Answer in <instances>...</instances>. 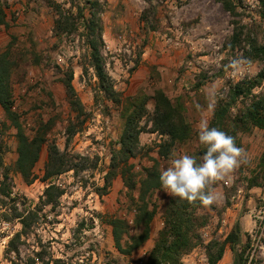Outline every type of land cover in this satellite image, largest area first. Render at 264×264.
<instances>
[{"label":"rangeland","instance_id":"obj_1","mask_svg":"<svg viewBox=\"0 0 264 264\" xmlns=\"http://www.w3.org/2000/svg\"><path fill=\"white\" fill-rule=\"evenodd\" d=\"M230 1L237 7L235 17L218 0H74L73 5L70 0H0L5 21L0 54L8 53L14 111L30 138L39 134L45 139L26 180L15 169L17 132L0 107V180L3 173L10 178L6 194H0V264H148L164 227V208L173 197L161 187L151 193L156 214L150 235L131 253L115 248L111 221H124L125 241L142 234L136 206L147 170L161 173L173 153L199 160L205 149L198 141L200 120L210 125L217 97L262 68L250 58L248 44H264L263 7L258 0ZM57 6L72 15L59 32ZM233 20L245 29L240 46L232 49ZM99 33L120 104L103 93L92 66L90 42ZM68 81L75 96L68 92ZM156 91L171 100L191 131L188 140L170 148L167 136L152 132ZM263 92L264 84L255 90ZM142 100L147 101L140 121L145 131L126 167L137 187L127 189L118 173L105 191L130 104ZM238 109L241 99L234 113ZM237 138L249 163L215 185L217 203L198 207L195 245L177 264H208V253H215L237 225L242 237L237 248L243 249L249 238L250 261L264 264V130L253 127ZM54 143L71 169L45 180L48 148ZM49 186L55 188L52 203L45 196ZM19 216H29L31 227L16 241L14 252L9 242L22 231ZM218 264H234L229 244Z\"/></svg>","mask_w":264,"mask_h":264},{"label":"trees","instance_id":"obj_2","mask_svg":"<svg viewBox=\"0 0 264 264\" xmlns=\"http://www.w3.org/2000/svg\"><path fill=\"white\" fill-rule=\"evenodd\" d=\"M72 5L74 0H70ZM222 3L224 9L235 17L237 7L230 0H218ZM263 7L262 18L264 19V0H258ZM98 5V2L92 3ZM58 19L56 21V31L63 30V24L67 23L72 15L65 12L60 6L56 7ZM0 10V25L5 21ZM95 17V16H93ZM234 31L231 38V48L240 46L244 37L245 27L240 22H232ZM100 43H102L101 34H98V39L91 40V59L92 66L99 80V85L106 97L115 104H120V94L115 90L112 80L106 72L104 61L100 52ZM249 56L252 60L262 64L259 73L251 78L238 81L235 84L228 86L227 92H222L221 96L217 97L213 117L210 127H218L229 135L236 138L237 146H240L237 135L238 133H248L253 127L264 130V92L255 93L257 88H261L264 84V44H260L257 40L249 42ZM68 92L75 96L74 88L70 81L66 83ZM242 100V109H238L234 113L235 106ZM73 105L79 108L82 112L80 102L74 100ZM146 100L140 103H131L133 107L126 114V127L118 142L119 148L114 151L111 158L110 172L106 176V184L104 190L108 188L111 180L120 173L124 185L127 189L134 191L137 184L129 176L127 164L135 157L139 145L140 136L144 133V129L140 126V121L146 115ZM0 107L3 109L8 121L16 130L17 138V160L15 169L26 180L32 177L33 168L37 163L42 146L45 143L44 136L37 134L30 138L20 123L19 115L14 111L13 95L11 86L10 64L8 61V53L0 54ZM81 107V108H80ZM152 132L158 133L161 136H167L169 139L168 148L176 142H185L190 136V127L185 122L184 116L171 103V100L162 92L156 91L154 96V115H153ZM204 149L198 157L202 156ZM163 154V152L161 153ZM70 160L67 155L63 154L58 146L54 143L48 148V161L45 167L44 179L48 180L54 176L61 175L70 168ZM4 168L3 153L0 147V170ZM0 194H6L7 183L10 180L8 173L1 174ZM161 187L160 172L156 169L147 170V176L140 183V193L136 208V223L141 226L143 232L140 236L132 239V242L125 241L126 224L124 221L115 219L111 221L112 233L114 238L115 248L123 254L131 253L138 249L150 235L151 223L155 217L156 209L152 204L150 197L151 193ZM8 188V187H7ZM55 188L49 186L45 191L47 202L52 203L51 191ZM200 207L199 202L189 204L187 201H182L179 198H171L164 208V227L159 235L156 244L151 251L148 264H177L182 255L186 254L195 245L197 216L196 210ZM22 225V231L17 233L9 242V248L17 252L16 241L23 234H26L30 229L29 216L23 218L19 216ZM246 242L243 249L237 247L242 243L241 232L237 225L230 234L225 238L224 242L216 245L215 253H208V264H218L224 256L226 245L229 244L234 253V264H253L249 256L246 254L249 248L250 241Z\"/></svg>","mask_w":264,"mask_h":264},{"label":"clouds","instance_id":"obj_3","mask_svg":"<svg viewBox=\"0 0 264 264\" xmlns=\"http://www.w3.org/2000/svg\"><path fill=\"white\" fill-rule=\"evenodd\" d=\"M236 66L234 61L232 67ZM197 131L199 144L206 149L204 154L198 160L187 153H173L168 166L161 170L160 183L167 195L209 208L219 199L215 185L249 161L236 138L218 127H210L208 119L200 120Z\"/></svg>","mask_w":264,"mask_h":264}]
</instances>
